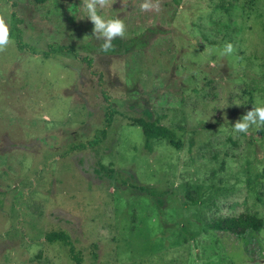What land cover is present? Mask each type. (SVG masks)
I'll return each instance as SVG.
<instances>
[{
	"label": "rangeland",
	"instance_id": "374dc122",
	"mask_svg": "<svg viewBox=\"0 0 264 264\" xmlns=\"http://www.w3.org/2000/svg\"><path fill=\"white\" fill-rule=\"evenodd\" d=\"M109 2L98 14L126 34L103 53L83 0H0L13 41L0 52V264H75L51 234L79 264H264V127L232 130L264 106V0ZM47 45L78 58H45ZM108 106L105 137L74 149ZM134 119L174 139L145 141ZM239 214L254 219L240 238L202 224Z\"/></svg>",
	"mask_w": 264,
	"mask_h": 264
},
{
	"label": "trees",
	"instance_id": "16d2710c",
	"mask_svg": "<svg viewBox=\"0 0 264 264\" xmlns=\"http://www.w3.org/2000/svg\"><path fill=\"white\" fill-rule=\"evenodd\" d=\"M11 16L14 18V13H12ZM13 39H14V46L17 51H27L30 54H34L31 48L22 42L21 40L22 32L21 29H19L18 27H14ZM62 53H68L71 54V56L78 58L77 55L73 53L71 48L67 46H54V45H47V50L44 51L41 54V56L46 58L50 55L62 54ZM81 60L83 61L85 60L89 62L85 58H82ZM111 121H112V112L110 111V108L108 106V110L106 112V117H105V127L100 130L99 136L91 141H88L87 143L74 146V149H84L87 146L92 147L97 145L105 137L106 128L110 125ZM133 121L140 127L141 134L145 141H149L153 139H166L168 141H172L174 139L173 132L163 126L155 125L151 122L142 119H134ZM185 198L191 204H195L194 198L189 193L185 194ZM253 222L254 219L252 218V216L248 214H239L236 217H216L211 220H204L202 224L204 228L207 230L217 233H224L236 238H240L243 237L246 234V232L252 227ZM45 240L47 242L58 241L66 244L68 246V254L71 260H73L75 264L80 263L78 256L76 255L74 249L68 242L65 235L51 234V235H47L45 237Z\"/></svg>",
	"mask_w": 264,
	"mask_h": 264
},
{
	"label": "clouds",
	"instance_id": "9594fccd",
	"mask_svg": "<svg viewBox=\"0 0 264 264\" xmlns=\"http://www.w3.org/2000/svg\"><path fill=\"white\" fill-rule=\"evenodd\" d=\"M109 0H83V8L87 16V20L93 25L92 35L97 40H102L100 51L107 53L114 49L112 41L119 37L123 38L126 34V26L123 20L119 18L106 19L98 14L97 9L111 7ZM141 11H160V4L157 0L152 3L151 0H145L140 5ZM13 43L10 40L9 26L5 21L4 16L0 15V52H4L8 46ZM233 51L231 44H226L221 55L231 54ZM255 126L256 128L264 127V106L251 108L232 125V130L235 133L248 134L249 129Z\"/></svg>",
	"mask_w": 264,
	"mask_h": 264
}]
</instances>
